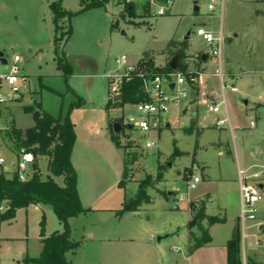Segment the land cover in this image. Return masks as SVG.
<instances>
[{
    "label": "rangeland",
    "instance_id": "1",
    "mask_svg": "<svg viewBox=\"0 0 264 264\" xmlns=\"http://www.w3.org/2000/svg\"><path fill=\"white\" fill-rule=\"evenodd\" d=\"M57 1L0 0V53L2 59L6 61V64L0 61V75L9 73L13 65V57L18 56L20 59L18 76L23 77L16 86L17 97L12 99L8 111L5 112L3 109L0 111V129L2 128L0 158H4L7 163L12 160L16 151L9 133L12 129L18 128L12 121L14 120L21 127L31 121L30 116L24 112L25 107L36 109L40 106L41 109L61 120L69 113L70 121L74 122L80 134H83L87 127L93 130H99L101 124L102 128L104 124L107 127L109 117L117 118L112 121L113 123L120 122L123 125L127 117L137 115L133 105L116 106L110 112L104 108L109 84L101 74L115 68L114 60L122 55L132 59L149 43L151 46H158L163 34L169 31L175 32L174 38L177 43L184 42L189 47V51L194 52L198 47L197 43L201 42L195 36L200 24L207 21V30L215 34L219 27L217 11L210 14V19L207 17L209 14L206 0H196L200 8L199 13L186 10L177 17L166 15L156 17L157 7L150 3L142 7V15L138 17L135 15V12L141 9V1L138 0L134 2L135 7L127 1L118 3L110 0L102 8L82 13L79 11L91 0H60L61 8L73 14L69 20L65 18L60 24L62 32L67 30V26L71 29L64 54L73 73L66 80L58 69L54 56L55 32L49 6ZM190 1L175 0V3L183 11ZM126 6H132L133 13H127ZM221 23L223 37L226 39L222 46V60L224 62L228 60L232 67L244 72L243 86L250 90L255 98L261 96L264 100V4L256 0H242L240 3L226 0ZM133 24H140V27H134ZM152 27L157 35L155 42L150 39L153 34ZM187 35H189L188 40L184 41ZM62 43L59 42L58 46L61 47ZM206 51L205 47L195 54H205ZM186 53H188L187 49ZM215 86L217 87L218 84ZM199 92L195 103H192L189 109L183 110L185 113L187 111L195 113L198 135L196 131L190 132L184 128L180 123V116L168 126L166 124L169 118L166 117L156 134L144 136L137 131L124 130L116 135L119 144V147H116V154L118 158L124 157V160H127L126 178L122 185L127 194L126 200H134L145 178H150L145 190L150 203L140 207L142 214L138 219H126L121 224V229L132 226L140 230L141 227L149 230L155 228L160 231L155 237L168 235L161 241L160 247V250H165L168 256L165 264H223L218 255L209 256V251L198 254L191 262L187 261L186 222L192 217V205L200 202L190 200L196 199L205 192L211 194L212 201L207 210L208 214L211 216L219 214L228 219L227 225L214 227L211 231L214 244H223L234 227L239 204L234 185L231 183L237 172L235 152L240 166L243 169L250 167L249 174L259 170L257 164H264L263 158L249 156L250 148L258 133L264 135V110L256 114L251 104L239 109L242 116L241 125L238 130L232 132L235 145L222 133L224 145L218 149L215 144L216 139L219 132L224 130L208 125L211 120L206 117L205 108L198 103L202 98ZM9 93V88L4 86L2 94L7 96ZM225 94L228 101L229 94L228 92ZM119 95L120 93L116 96ZM76 96L81 98L83 104L80 108L71 109L72 104L77 100ZM233 97L236 101L237 97L235 95ZM229 110L231 115H235L230 108ZM250 119L254 120L256 128L247 130L244 123H248ZM203 125L208 127L204 128ZM111 131L112 129L107 128L110 137ZM146 139L155 142V146L144 148ZM174 149H176L175 153H173ZM219 151H222L224 156H218ZM46 169V157L41 156L37 174L39 178L45 179ZM158 172L160 179H156ZM259 174L258 178L249 179L248 182L263 187L261 192L263 199L257 205L258 220L255 223L262 224L263 229L261 233L255 228L247 231L251 239L247 237L244 241V258L240 239L241 264H264V250L257 249L253 245L256 240H264V168ZM197 175L204 180L195 190H188L187 182ZM208 179L210 183H207ZM55 181L59 185L63 183L61 177L55 178ZM109 195L111 196V193ZM181 195L186 197V201L180 203L174 210L175 201ZM259 216L263 218L259 219ZM38 219L39 213L30 210L27 213L19 212L10 224H3L0 235V264H23L25 257L39 256L41 243L38 239ZM79 222V220L71 221L72 227L76 230V233H73L74 237L80 235ZM46 231L51 234L62 231L52 212L47 213ZM172 234L173 236L170 237ZM251 242H253L252 246H248ZM172 247H175L174 251ZM116 248L122 249L120 256L118 258L108 256L107 259H118L117 261H122L121 264L140 262L138 260L141 257L135 252V249H141L140 246L125 244ZM128 249L132 250L125 254V250ZM249 250H251L250 254H248ZM83 257L84 255L79 251L71 261ZM149 257L154 260L157 258V253Z\"/></svg>",
    "mask_w": 264,
    "mask_h": 264
},
{
    "label": "crops",
    "instance_id": "2",
    "mask_svg": "<svg viewBox=\"0 0 264 264\" xmlns=\"http://www.w3.org/2000/svg\"><path fill=\"white\" fill-rule=\"evenodd\" d=\"M126 1L129 3H132L133 7H135L134 5L135 0H126ZM138 1H141V4H140L141 9L138 12L136 11L135 15L139 17L140 15H142V7L144 6L146 2H149V0H138ZM228 1L231 3L232 2L240 3L242 0H228ZM256 2L261 3L259 2V0H256ZM261 4H264V3H261ZM191 5H194V7H192ZM186 10L188 12L193 11L194 13H199L200 8L198 7L197 1L191 0L190 4L188 3L187 7L182 11L176 6L175 0H173L172 5L168 13L166 14V16H174V17L181 16L183 12H186ZM149 16H152V15H149ZM207 24L208 22L205 21V22H202L200 26L205 27V29L207 30ZM133 25L134 27H140V24L139 25L133 24ZM221 26H222V23H221ZM151 30L153 31L152 32L153 34L150 37V39L151 41L155 42L157 40V35L154 33L153 27ZM221 30H222V27H221ZM174 36H175L174 31H169V32L164 33L163 36L161 37V40L158 46L154 47V46H151V43H149L143 51H141L139 54L134 56L132 59H128L126 56L125 65L126 66L134 65L143 58L144 54H147L149 61H151L155 67L159 69H164L165 67H168V64L171 59L167 56L165 49H166L167 44L170 41H174V42L177 41L175 40ZM188 36L189 35H187V37L184 38V41L188 40ZM225 40L226 39H224V41ZM66 43L65 44L62 43L61 45L63 52H64ZM197 45H198L197 49L194 52H190L189 47L186 44L187 51L191 56H194V55L198 56L199 53L198 54H195V53L199 52L201 49H205V45L202 42L199 41ZM199 55L200 56L199 58H197V63H195V67L204 71L206 74L209 75L205 77L204 79L203 91H206V92L210 90L218 91V86L217 87L215 86L216 84H218V80L215 77L211 76L216 70V61L214 59L207 57L206 54L200 53ZM202 56H205V59H202ZM221 60H222V54H221ZM5 64H6V61H5ZM96 67L97 66L95 65V68ZM116 69L117 67L115 66V68H112L106 72H103L101 76L107 79V76L114 74ZM221 70H222V73L224 74V81L227 84L234 85L238 90L237 93H234V94L228 93L229 94L228 101H227V95L225 94V100H226L225 108H226L227 115L229 117L232 129L234 127L232 132H234V130L236 129L238 130V127L241 125L242 116H241V112L239 109H242L243 107H248V105L251 104L255 113L259 114L260 111L264 110V100L263 98H261V96H257L255 98L253 95H251V91L246 89L243 86L244 84H243L242 77L244 75V72H241L240 70L232 67L228 60H225V62L222 60ZM87 76L89 77L92 75H87ZM208 86H211V87L209 88ZM234 95L237 97L236 101H234V97H233ZM116 98L117 96H112V95L110 96L109 90L107 91V102L109 99H111L113 102L117 101ZM11 103L12 102H8L4 106L0 107V111L3 109V111L7 112L8 107H10ZM39 107L40 106H37V108ZM229 108L233 111L235 115L230 114ZM112 109L113 108H110L108 110L105 109V110L107 112H110V110ZM184 109L186 108L172 107L169 115L167 116L169 119L167 120L168 122L166 126L170 125L171 122H173L175 119H177V117L180 116L181 117L180 123L184 125V128H186L187 131H189L190 122L192 120H196L197 122V119L194 118L195 116L194 112L187 111L185 113L183 112ZM45 112L48 113L47 111ZM28 116H30L31 121L25 126H22V127L19 126L18 124L15 123L14 120L12 122L13 124H15V126L19 130L24 131L34 125L31 115L28 114ZM116 119L117 118H113V117L107 118V123H106L107 127H105V124H104L102 128V124H101V127L99 130L98 129L93 130L86 126L87 127L86 131L83 134H80L78 132L74 122L71 120L74 126L75 143L71 151L70 162L76 174V191H77V195L79 198V202L81 204V207L84 210H88V212L83 213L75 218H71L68 220V225L70 228V240L72 242H78L79 247L75 251L69 252L65 255L66 261L68 264H121L122 261H117L118 259L117 260L107 259V257L113 256L114 258H118V256H120L122 249L116 248L118 245L134 244V245H138L141 247V249H135L136 250L135 252L137 253V255L141 257L140 260H138L140 261L138 264H165V260L166 262L168 261V256L166 255L165 250H160L162 242H160L159 244L155 242V236L160 231H157L155 228H151V230H149V228L142 229V227L140 230L138 228H134L133 226L126 228V229H121V224L124 221H126V219H129V218L138 219L140 217V215L142 214L140 212L142 207L139 208L137 212L125 213L121 217L116 216V212L121 209L124 199H127V194L124 188L118 187V183L121 181V177L123 174L124 157L122 159L118 158L116 154L117 148L115 144L112 142L111 137L109 136L110 134L107 132V128L108 130L112 129L113 125L115 124L112 121ZM250 121L254 122L253 119H250L248 123ZM248 123L245 122L244 127H246L247 130L248 129L250 130L252 128H248ZM196 128L198 129V122H197ZM255 128L256 127L254 123L253 129ZM219 130H224V131L219 132L217 136L215 144L217 145L218 149H221L222 146L224 145L222 133H224V135L229 137L232 140V144L235 145L233 133H230L225 128H219ZM262 141H264V135L261 132H259L257 137L254 140L252 147L250 148V151H249L250 157L257 156L259 158L264 159V149L259 148V144H261ZM228 154H230V152H228ZM218 156L222 157L224 156V153L222 151H219ZM234 158L236 162L237 171L242 170L245 176L249 177V179L258 178L259 172L261 171L262 168H264V164H261V165L257 164L256 166H259V170L257 172H254L253 174H249L250 167L243 169L240 166V162H239L238 155L236 154V152H235ZM14 159H15V153L13 154L12 160L9 163H7L6 160L4 159L6 162V168L8 170H11V168H9V164L13 162ZM47 175L48 174L46 170V175L44 177H46ZM6 176L10 177L9 174H7ZM54 181H55V178H54ZM207 183H210V179H208ZM231 183L234 185V191L236 195L238 196V203H239V193H238L239 184H238L237 172H236V176L234 177V180H232ZM56 184L59 187H63V183L62 185H59L58 183ZM259 187H261V185H259ZM116 190L118 192H116ZM110 193H111V196L109 195ZM190 201H205V214L208 217L211 216L207 212L208 207L212 201L211 194L209 192H205L199 197H197L196 199L190 200ZM5 209H6L5 203H1L0 204V214L4 213ZM30 210H34L39 213L37 229H38V239L40 240V243H41L39 225H40L42 218H44L45 236L48 237L51 235L50 232L46 231V218H47V213L52 212V210L49 206H46V205H41V204L30 205L25 209L17 210L15 212V216L18 215L19 212L27 213ZM220 210H223V208H220ZM238 212H239V204H238L237 214L234 218V226L237 224ZM216 216L221 218L219 214ZM14 218L10 221H5V222L0 223V235H2L3 224L4 223L10 224L14 220ZM261 218L263 217L259 216V219ZM72 220L80 221L79 225L80 224L81 225L78 228L79 230L78 233H80V235H78V237H74L73 235V233H76V230L71 225ZM187 223H188V220L186 222V235H185L186 237V244H185L186 253L185 254L187 257V261L191 262L192 259L198 254L204 251H209L210 252L208 253L209 256H212L213 254L218 255L219 258L222 260V263L226 264V244L231 237L233 227L231 229L229 237L225 239L223 244H219V245L214 244V239H213L211 231L214 227L227 225L228 219L225 218L224 224H221V225L216 224V225L209 227L208 233L211 238V242L207 244L206 246H204L203 248L198 249L191 255H189L187 252V249L189 246ZM171 236H173V234L170 235V237ZM249 238L251 239V237ZM252 243L253 242L249 243L248 246L250 245L252 246ZM174 248L175 247H172L173 251L175 250ZM129 250H132V249L125 250V254H127V252H130ZM41 251H42V244H41L40 253ZM79 251L82 253V255H84V257L80 260L77 259L72 262L71 258L76 256ZM250 252L251 250H249L248 254H250ZM155 253H157V258H155L154 260L150 259L149 256ZM128 264H131V263H128Z\"/></svg>",
    "mask_w": 264,
    "mask_h": 264
},
{
    "label": "trees",
    "instance_id": "3",
    "mask_svg": "<svg viewBox=\"0 0 264 264\" xmlns=\"http://www.w3.org/2000/svg\"><path fill=\"white\" fill-rule=\"evenodd\" d=\"M110 0H91L85 7L79 11L98 9ZM118 3H123L126 0H115ZM166 0H154V6L160 7ZM264 3V0H259ZM149 2L144 4L147 6ZM52 14L54 24V56L58 69L61 71L64 79H68L72 75V68L68 64L62 47L58 46L59 42L64 44L68 41L71 35V29L67 26V30L62 32L61 21L63 19H70L73 14L64 11L60 6V0L53 2L49 6ZM132 6H126L127 13H133ZM78 14V13H77ZM179 48H182L180 50ZM187 46L184 42L177 43L170 41L165 49L167 56L171 59L177 53H182ZM143 59H148V55L144 54ZM148 66L153 67L151 61H147ZM156 70V69H155ZM169 67L157 71H169ZM76 101L72 104L71 109L80 108L83 104L81 98L76 96ZM145 96L142 91V81L137 78H132L128 82H123L120 89V99L112 102L108 100L105 109L126 104L135 105L139 102L145 101ZM24 111L31 115L34 125L24 131L19 129H12L9 135L13 139V145L17 149L24 148L33 151L38 156L46 157L47 173L45 179L38 177V170L24 184H19L16 177H7L0 170V204L5 203L6 209L4 213L0 214V223L10 221L15 217V212L19 209H25L30 205H46L49 206L55 215L57 221L62 227L61 232H55L46 237L44 228V218L40 222V238L42 244V251L37 258L25 257L23 264H68L65 255L69 252L75 251L79 247L78 242L70 240V228L68 220L75 218L83 213L88 212L81 207L76 191V174L71 165L70 157L73 145L75 143L74 126L69 119V113L61 120L57 117H52L42 109L25 107ZM197 122L192 120L190 122L189 131H197ZM111 140L115 146L119 147L116 135L111 131ZM176 152L174 149L173 153ZM135 158V155H133ZM122 174V180L118 183L119 188H123L124 179L126 178L125 164ZM63 178V187H59L54 178ZM159 172L156 179H160ZM147 177L140 185L134 200L127 201L124 199L121 209L116 212L117 217H121L125 213H134L142 205L150 203V198L146 195L145 190L148 187ZM192 217L187 223V233L189 246L187 252L189 255L200 248H203L211 242L208 233L209 227L216 224H224V217L210 216L205 214V201H200L197 205H192ZM240 232L236 224L231 233V237L226 244V264H241L240 261Z\"/></svg>",
    "mask_w": 264,
    "mask_h": 264
},
{
    "label": "built area",
    "instance_id": "4",
    "mask_svg": "<svg viewBox=\"0 0 264 264\" xmlns=\"http://www.w3.org/2000/svg\"><path fill=\"white\" fill-rule=\"evenodd\" d=\"M173 0H166L165 3L157 7L155 12L156 17L165 16ZM226 0H206V9L209 14L207 17L210 19V14L218 12L219 27L218 32L212 33L199 26L195 31V36L207 48L206 56L216 61V70L211 75L218 80V91L210 90L203 91L204 79L209 76L202 70L195 67L197 58L200 55L191 56L183 50L179 58V67L177 70L157 71L162 70L153 65L151 68L148 66V59H141L134 65L126 66V56H120L114 60L117 67L112 75H108L109 93L116 96L120 93L123 82H128L132 78H137L142 81V91L145 96V101L139 102L133 107L137 115L134 117H127L123 122V129L128 131H137L144 136L149 134H156L159 127L163 124L164 119L169 115L172 107L189 108L192 103L197 100V93L202 96L199 104L205 108L206 117L210 118L208 125H214L218 129L225 128L232 133V127L225 108V92L230 94L237 93V88L234 85L227 84L224 81V74L221 70L222 60V46L224 44V37L221 30V22ZM149 3L154 6V0H149ZM182 50V48H179ZM13 65L7 75H0V107L6 103L11 102L13 98L17 97V84L23 78L18 76L20 68L18 63L20 59L18 56L13 57ZM156 69V70H155ZM23 71V70H22ZM173 84V89L170 85ZM7 86L10 93L7 96L2 94V89ZM222 116V117H221ZM208 125H204L207 128ZM254 122L248 123V128H253ZM130 128V129H128ZM123 130V131H124ZM155 146V142L146 139L144 148L149 149ZM41 156L36 155L33 151L24 148L15 151V159L9 164L8 170L6 162L0 158V170L10 177L15 176L19 184H24L35 175L38 170ZM132 164V162H131ZM260 175V174H259ZM258 175V176H259ZM238 184H239V212L237 217V225L239 227L240 239L242 244V254L244 258L245 245L244 241L249 236L247 231L255 228L258 233H261L262 224H255L258 220L257 205L263 199L262 189L258 185L252 184L249 177H246L242 170L237 171ZM256 177V176H255ZM200 176H193L186 184L188 190H195L200 184ZM186 201V197L179 196L175 201L173 209H177L180 203ZM253 245L260 250H264V240H256Z\"/></svg>",
    "mask_w": 264,
    "mask_h": 264
},
{
    "label": "water",
    "instance_id": "5",
    "mask_svg": "<svg viewBox=\"0 0 264 264\" xmlns=\"http://www.w3.org/2000/svg\"><path fill=\"white\" fill-rule=\"evenodd\" d=\"M181 57V54H176L174 57L171 58L169 64H168V67L170 70H177L178 67H179V64H178V61H179V58ZM202 59H205V56H202ZM0 61L2 64H5V61L2 59V54L0 53ZM170 89H173V84H171L170 86ZM120 99V96H117L116 100H119ZM130 129V128H128ZM123 127L121 125L120 122H117L113 125L112 127V131L115 135L117 134H120L121 132H123ZM259 148L260 149H264V141L261 142V144H259ZM37 162H35V166H37ZM261 188V187H260ZM168 237V235H165V236H157L155 237V242L156 243H160L163 239H166Z\"/></svg>",
    "mask_w": 264,
    "mask_h": 264
}]
</instances>
